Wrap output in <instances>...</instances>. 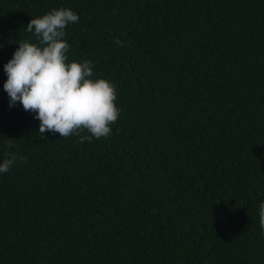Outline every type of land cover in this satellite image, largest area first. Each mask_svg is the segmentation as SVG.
Masks as SVG:
<instances>
[{
	"label": "trees",
	"instance_id": "obj_1",
	"mask_svg": "<svg viewBox=\"0 0 264 264\" xmlns=\"http://www.w3.org/2000/svg\"><path fill=\"white\" fill-rule=\"evenodd\" d=\"M61 8L79 16L67 62L116 85L90 143L40 135L3 89L18 44H39L28 23ZM8 153L0 264H264V0H0Z\"/></svg>",
	"mask_w": 264,
	"mask_h": 264
},
{
	"label": "clouds",
	"instance_id": "obj_2",
	"mask_svg": "<svg viewBox=\"0 0 264 264\" xmlns=\"http://www.w3.org/2000/svg\"><path fill=\"white\" fill-rule=\"evenodd\" d=\"M79 16L68 8L31 19L26 30L39 44L20 42L12 58L4 65L7 80L3 85L9 107L21 104L24 111L35 113L39 134L58 133L60 137H80L79 142H92L111 134V124L120 115L116 106V85L105 79L93 80V65L67 62L70 45L64 39L69 24ZM117 45L124 43L117 39ZM90 135H82L84 132ZM0 163V173H7L17 157L8 153ZM26 162L27 158H21ZM260 227L264 229V203L259 205Z\"/></svg>",
	"mask_w": 264,
	"mask_h": 264
}]
</instances>
